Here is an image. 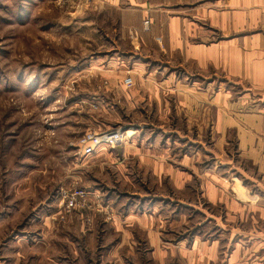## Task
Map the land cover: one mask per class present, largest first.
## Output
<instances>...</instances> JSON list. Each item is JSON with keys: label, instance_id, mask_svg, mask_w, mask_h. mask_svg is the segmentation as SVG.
I'll return each mask as SVG.
<instances>
[{"label": "crops", "instance_id": "crops-1", "mask_svg": "<svg viewBox=\"0 0 264 264\" xmlns=\"http://www.w3.org/2000/svg\"><path fill=\"white\" fill-rule=\"evenodd\" d=\"M105 1L125 139L83 161L109 181L82 179L111 219L27 231L16 200L0 264H264V0Z\"/></svg>", "mask_w": 264, "mask_h": 264}, {"label": "rangeland", "instance_id": "rangeland-1", "mask_svg": "<svg viewBox=\"0 0 264 264\" xmlns=\"http://www.w3.org/2000/svg\"><path fill=\"white\" fill-rule=\"evenodd\" d=\"M115 12L105 0H0V198H11L0 202V215L12 217L21 200L27 231L36 225L56 232L82 219L91 229L96 220L111 219L114 207L101 195L91 202L84 187L88 157L79 142L122 130L118 106L124 113L126 104L118 96V64L110 62L117 53ZM97 169L84 171L88 182L109 181ZM75 190L86 196L67 213L64 193ZM38 215L42 222L34 221Z\"/></svg>", "mask_w": 264, "mask_h": 264}, {"label": "built area", "instance_id": "built-area-1", "mask_svg": "<svg viewBox=\"0 0 264 264\" xmlns=\"http://www.w3.org/2000/svg\"><path fill=\"white\" fill-rule=\"evenodd\" d=\"M145 30L149 31L151 23L146 21L144 23ZM124 84L131 88L134 86V80L131 76H127L124 79ZM107 137V138H106ZM125 134L122 130H115L104 134H88L84 136L80 142V151L82 155L90 156L95 153L96 149L101 146L107 145L113 148L121 146L124 142ZM84 191L75 190L71 194L64 193L63 203L66 205L67 213H70L79 203V199L85 198Z\"/></svg>", "mask_w": 264, "mask_h": 264}, {"label": "bare ground", "instance_id": "bare-ground-1", "mask_svg": "<svg viewBox=\"0 0 264 264\" xmlns=\"http://www.w3.org/2000/svg\"><path fill=\"white\" fill-rule=\"evenodd\" d=\"M107 138V137H106Z\"/></svg>", "mask_w": 264, "mask_h": 264}]
</instances>
